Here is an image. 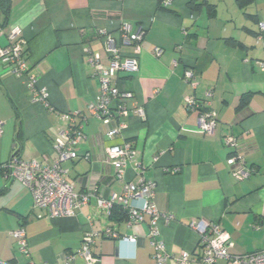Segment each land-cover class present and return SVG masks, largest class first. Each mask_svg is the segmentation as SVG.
<instances>
[{
    "label": "crops",
    "instance_id": "0c3cea01",
    "mask_svg": "<svg viewBox=\"0 0 264 264\" xmlns=\"http://www.w3.org/2000/svg\"><path fill=\"white\" fill-rule=\"evenodd\" d=\"M191 1L172 0L163 9L161 0H10L5 22L0 12V46L13 28L20 29L28 68L25 77L17 78L0 64V166L14 154L24 162L50 163L56 157L54 140L69 129L61 115L77 114L84 138L74 148L77 159L62 165L68 182L77 193L105 199L122 194L128 182L153 183L151 201L160 215L155 239L168 254L162 263L153 258L147 215L129 226L91 197L73 217L49 219L33 208L26 187L6 182L0 171V264H66L86 232L106 230L117 239L94 242V264H177L181 252H198L200 236L189 227L193 221L217 224L230 236L233 256L264 250V228L254 229L264 223V30L259 29L264 0L244 9L236 0ZM124 24L132 33L143 30L144 37L138 71L120 73L115 83L132 95L129 104L142 108L145 117L130 113L120 119L125 128L111 136L118 120L104 122L89 112L100 85L87 59L91 53L109 63L107 37L123 56H131L132 46L121 42ZM156 48L162 50L159 57L153 55ZM187 69L196 77L195 90L182 82ZM30 77L35 91L46 90L48 107L34 101ZM207 91L217 120L210 136L199 133L198 112L184 104L186 97L203 99ZM226 137L238 140L248 178L233 177L227 161L235 152ZM123 143L133 147L136 158L127 162L119 181L105 150ZM173 169L179 171L171 174ZM20 227L28 260L11 236ZM70 264L86 262L75 256Z\"/></svg>",
    "mask_w": 264,
    "mask_h": 264
},
{
    "label": "built area",
    "instance_id": "2783aa9c",
    "mask_svg": "<svg viewBox=\"0 0 264 264\" xmlns=\"http://www.w3.org/2000/svg\"><path fill=\"white\" fill-rule=\"evenodd\" d=\"M171 2L172 0H161V7L168 8ZM259 29L264 30V23L259 24ZM120 32L121 42L133 48L131 56H123L114 40L107 37L105 48L109 63L104 65L98 56L91 53L87 59V64L92 70V76L98 80L100 85L99 94L95 103L89 107V112L92 117L104 122L118 120V124L109 131L111 136L119 134L125 128V124L120 119L126 118L130 113L135 114L140 119L145 117L142 108L129 104L132 95L119 90L115 83L120 73L132 74L138 71L137 55L140 52V43L144 37V31L139 29L132 33L130 26L124 24ZM21 35L20 29L13 28L6 36L7 44L0 46V64L7 72L17 78L25 77L28 70L25 60L26 42ZM0 36H3L1 29ZM161 54V49L153 50L155 57H159ZM260 65L264 71V63H260ZM182 82L192 90H195L198 85L191 69L184 71ZM27 84L33 93L34 101L48 107L46 90L35 91L34 78L32 77L28 78ZM210 98L211 92L207 91L203 99L190 95L184 100L187 110L198 112L199 133L206 136L212 135L217 125L216 114L208 108ZM61 119L68 124L69 129L60 132V136L53 142L56 157L48 164H41L38 161L24 162L14 154L0 166L4 180L7 182L16 181L26 187L31 194L33 208L43 211L49 219L73 217L75 210L86 206L91 197L96 199L98 207L103 210H109L114 205L120 206L126 212L129 226L138 225L142 223L144 216H149L151 220V244L154 248L153 258L158 263L164 262L168 258V254L163 243L155 239L158 235L156 220L160 215L151 201L154 184L150 182L138 184L128 182L124 184L122 194L111 195L107 199L92 192L82 194L75 192L72 184L68 182V172L62 168V165L77 159L74 148L84 138L83 127L82 123L77 120V114H62ZM2 125L0 122V134ZM225 144L235 152V155L227 161L228 166L232 168L233 177L238 180L248 178L251 172L243 169L244 161L238 153V140L226 137ZM105 156L115 171V179L119 181H123L127 162H132L136 158L135 151L129 143L107 148ZM178 171V169H173L170 173L175 174ZM136 200L139 201L138 205L132 204ZM189 227L198 232L200 236L198 252L195 255H190L185 251L181 252L177 264H215L218 260H226L230 264H264V250L239 256L231 255L229 251L231 248L230 236L222 231L217 224L193 221ZM259 228H264V223L260 227L254 226V229ZM11 236L16 241L20 255L28 260L29 253L24 229L20 227L12 231ZM101 237L117 239V235L110 230L86 232L82 238L80 249L76 253L66 256L65 263L70 264L74 257L78 256L84 259L86 264H94L98 259L92 256L91 246ZM126 241L134 242L135 239L127 238Z\"/></svg>",
    "mask_w": 264,
    "mask_h": 264
},
{
    "label": "trees",
    "instance_id": "16d2710c",
    "mask_svg": "<svg viewBox=\"0 0 264 264\" xmlns=\"http://www.w3.org/2000/svg\"><path fill=\"white\" fill-rule=\"evenodd\" d=\"M191 2H194L193 0ZM254 0H236V3L240 9L246 8L249 4L253 3ZM161 7V3H160ZM163 8V7H162ZM169 8V7H168ZM168 8H163V9H168ZM9 9H10V0H0V12L4 17V22L7 20L8 14H9ZM213 13H210L209 16H212ZM1 26V25H0ZM1 28V27H0ZM234 43V42H230ZM27 52V48L25 50V54ZM243 102V101H242ZM17 156V154H15ZM2 172V170L0 169ZM3 175V174H2ZM6 181V180H5ZM7 182V181H6ZM9 183V182H8ZM1 192V191H0ZM110 215L114 217H119L120 219H127L126 212L120 207V206H113L110 210ZM105 238V237H101ZM92 254V253H91ZM93 256V255H92Z\"/></svg>",
    "mask_w": 264,
    "mask_h": 264
},
{
    "label": "rangeland",
    "instance_id": "374dc122",
    "mask_svg": "<svg viewBox=\"0 0 264 264\" xmlns=\"http://www.w3.org/2000/svg\"><path fill=\"white\" fill-rule=\"evenodd\" d=\"M258 2V1H257ZM255 6L253 5V8H254Z\"/></svg>",
    "mask_w": 264,
    "mask_h": 264
}]
</instances>
